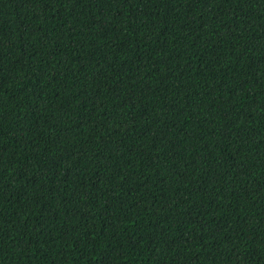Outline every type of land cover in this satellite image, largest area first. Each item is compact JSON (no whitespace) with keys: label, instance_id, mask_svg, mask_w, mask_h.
<instances>
[{"label":"trees","instance_id":"1","mask_svg":"<svg viewBox=\"0 0 264 264\" xmlns=\"http://www.w3.org/2000/svg\"><path fill=\"white\" fill-rule=\"evenodd\" d=\"M0 264H264V0H0Z\"/></svg>","mask_w":264,"mask_h":264}]
</instances>
